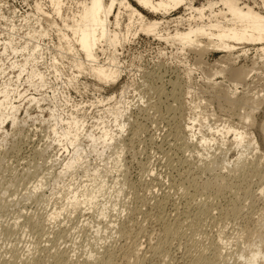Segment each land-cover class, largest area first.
<instances>
[{
  "label": "rangeland",
  "instance_id": "obj_1",
  "mask_svg": "<svg viewBox=\"0 0 264 264\" xmlns=\"http://www.w3.org/2000/svg\"><path fill=\"white\" fill-rule=\"evenodd\" d=\"M35 1L0 0V15H13L14 12L16 16H25L33 10ZM128 1L148 18L161 19L160 14L142 9L136 0ZM193 1L200 6L206 0ZM246 1L253 5V0ZM184 13L181 7L166 20L171 21ZM0 22V29L5 28V20L0 19ZM168 26L170 30L175 28L174 23ZM129 41L123 48L119 47L121 75L115 83L99 84L93 77L81 75L75 84L64 85L50 77L55 82L53 84L50 79L53 87L63 85L57 93L61 94L58 95L61 100H58L65 113L77 111L79 115H86V126L96 125L95 129L102 126V121L98 123L101 116V120L116 133L114 144L118 150L111 148L105 156L112 155L115 159L120 153L121 166L112 160L108 165L100 163L108 188L105 187V194L98 198L97 207H81L72 213L65 211L56 221H49L48 214L61 206L58 203L62 200L56 199L59 196L52 199L47 187L30 199L24 195L47 171H56L55 159L65 153L56 146L42 151L48 142L44 138L47 127L39 118L48 119L46 109L43 117L37 107H31L32 117L41 116L38 121H30L28 126L20 125L14 130L8 123L5 127L8 134L0 133V144L6 141L0 147V264H25L23 262L29 256L32 261L29 259L27 264H33L34 259L39 264H56L55 254H63L68 264H81L90 254L105 256L107 250L114 254L116 264H127L126 258L130 256L126 251L133 245L141 248L143 264H242L240 254L245 257L252 243H262L264 249V198L257 194L258 186L264 180L263 133L247 122L245 132L248 138L259 143V149L256 152L252 148L241 151L234 145L232 133L222 146L220 134L206 131L205 127L209 124L222 130L220 127L226 121L234 126L240 123L239 117L229 111L224 102L210 95V83L204 75V71L215 69L214 62L223 54L208 52L200 59L194 52L179 53L162 39L145 34ZM101 59L106 60V57L101 55ZM125 87L128 90L123 95ZM46 91L44 93L52 95V90ZM47 102L43 103L44 108L50 105ZM26 105L25 102L24 109ZM198 105H201L199 111ZM75 106H79L77 110ZM23 107L19 114L21 118L25 117ZM118 107L126 109V114L115 123V118L106 113V109L111 108L113 112ZM203 114L210 118V123L203 126L206 129L203 133L213 134L216 139L206 149L199 143L201 135L191 138V127H188L196 125L194 130L197 131L201 123L191 120L193 115L201 120ZM255 115L257 121H263L264 110ZM122 123H125L123 132L118 128ZM239 152H244L243 158L247 159L244 161L247 166L239 168L241 172L234 166ZM93 156L91 163L96 159ZM224 159H228L226 163ZM220 176L225 177L221 179L224 186L212 188L215 192L210 183ZM117 189L122 192L117 194ZM43 193L45 196H41ZM102 204L109 208L103 219L98 210ZM158 213L164 221L158 220ZM98 226L102 229L96 234ZM167 228L174 229L171 230L173 236ZM36 261L34 264H38Z\"/></svg>",
  "mask_w": 264,
  "mask_h": 264
},
{
  "label": "bare ground",
  "instance_id": "obj_2",
  "mask_svg": "<svg viewBox=\"0 0 264 264\" xmlns=\"http://www.w3.org/2000/svg\"><path fill=\"white\" fill-rule=\"evenodd\" d=\"M45 1L47 3H44ZM45 1L36 0L33 10L25 16H16L13 11V15H0V19L5 20V28L0 29V133L8 134L5 128L8 123L11 124L13 130L20 125L28 126V124H31L30 121L34 123L41 116L37 118L34 115L32 117L31 107H37L41 115H43L45 109L49 113L48 119L39 118L42 119V124L45 123L47 127V134L44 138H47L48 142L45 141L47 143H45V148L43 147L42 151L45 152L56 146L61 147L62 152L64 150L65 153L64 156L55 159V166H58V168L55 167L56 171H47L43 177L38 180L34 179L36 181L32 186L30 185L26 194H24L30 199L36 196L37 193H42L47 187V189H50L51 194H49L52 199L59 196L56 199L62 200V203L60 201L58 203L61 206H57L58 208H54L52 211L49 210V212L51 211L48 214L49 221H56L65 211L72 213L81 207L86 208V206H89L90 209L93 206L97 207L99 204L98 198L105 194V187L108 183H106V176L103 175V168H100V163L108 165V161L112 160L115 165L120 167L122 162L120 153H117L115 159L111 157L112 155L105 156L107 150L116 147L114 144L116 133L112 128L103 122L104 120H101V116L98 123L100 124L102 121V126H100L101 128L96 127L98 129L96 131V125L90 128L86 126V115H79L77 111L65 113L64 108L62 109L60 106L61 99L58 98V95L61 94L57 93L63 85H59V87L54 85L56 87L54 88L51 84L54 79L56 82L61 81L64 85L75 84L81 75L91 76L99 84L115 83L121 75V66L118 59L119 47L124 46L131 38L137 37L139 34L160 38L172 47L174 46L177 52L182 54L194 52L200 59L208 52L223 54L214 62L213 68L216 66L215 69L204 71V75L210 83V95L216 100L219 99L224 102L227 109L239 117L240 126H234L226 121L221 125L222 130H220L219 127L214 128L208 124L210 118L205 114L200 116L201 120L193 115L192 123L199 122L201 124L197 131L194 130L195 124V126H188L191 127V138L196 139L197 134L201 135L199 143L204 149L216 140L213 138V134L203 133V126L207 123L208 125H205L207 130L204 129V131H215L216 134H220L222 146L228 142L226 140L227 136L229 137V134L232 133L234 145L236 148H241V151L252 148L256 152L259 149V143L252 138H248L245 125L247 122L255 125L264 136V118H262L263 121L260 120L259 122L255 115L261 109L264 110V0H253V5L247 3L246 0H206L200 6H196L193 0H136L142 9L148 13L160 14L161 19L148 18L138 8H134L128 0ZM181 7L185 11L183 15L171 21L166 20ZM122 10L126 12V15ZM172 23H174L175 28L170 30L168 25ZM46 39H48L47 42ZM101 55L105 56L106 60H102ZM7 60L10 62L6 63ZM50 77L52 79L54 77V79L52 80ZM50 79L53 81L52 83ZM49 89L52 90L51 96H49V93H44ZM127 90V87L123 88L122 94L125 95ZM108 99L110 100V98ZM25 102L28 105L24 109ZM46 102L50 105L48 104L49 106L44 108L43 103ZM101 102L103 101L101 100ZM22 107L25 115L23 118L19 117ZM78 107L75 106V109L77 110ZM197 108H199V111L201 105H198ZM106 110V113L115 118V123H118L119 117L126 114V109L122 110L121 107L113 112L111 108ZM118 128L123 132L125 123H122V126ZM5 142V140L2 141L0 147ZM116 150H118L117 147ZM92 155H95L93 158H96L94 163L90 162ZM244 155L245 153L241 152L234 164L238 170H240V167L247 166L244 165V161L247 160L243 158ZM226 160L224 163H226ZM105 168V172H108L107 167ZM80 171L82 172L81 175L77 174ZM47 175H51V177L49 178ZM220 177H218L220 179L217 178L218 180L210 183L211 189L215 186H218V188L224 186H222L221 179L224 180L225 177ZM65 178L68 179L64 180ZM261 182L262 184L258 186L259 193H256L259 198H261L260 195L264 198V180ZM224 189L226 188L224 187ZM116 192L120 194L122 189H117ZM220 192H224V190ZM41 196H45L44 193ZM101 206L102 208H98V210L99 216L103 219L107 217L109 208L106 207V204ZM159 212H161V209ZM160 216L162 215L159 214L158 218ZM162 217L158 220L164 221ZM181 221H179V224ZM107 226L104 227L108 229ZM166 226L164 227L166 228ZM101 229L98 226L95 230L96 234H99ZM171 230L169 229V232H167L173 236ZM167 236L169 235L167 234ZM261 245L262 243L256 245L252 243L245 257L242 253L240 254V258L243 259L241 263L264 264V249ZM160 246L162 247L161 244ZM246 248L248 249V247ZM126 252L130 256V258L125 257L127 264H143L144 256L141 255V248L137 245H133ZM158 252L157 254H159ZM105 253L104 257L100 255L101 253H99V257L90 254L89 258L85 259L83 263H117L114 254L110 253V250ZM146 253L144 254L146 255ZM29 257L23 263L30 262L28 261L31 260ZM53 258L57 263L61 262L59 264H68L63 254H55ZM99 258L100 262L98 261ZM34 261L36 260L34 259ZM35 263L39 264L38 261Z\"/></svg>",
  "mask_w": 264,
  "mask_h": 264
}]
</instances>
